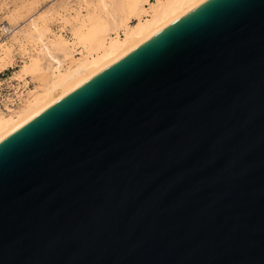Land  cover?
Segmentation results:
<instances>
[{
	"label": "water",
	"instance_id": "1",
	"mask_svg": "<svg viewBox=\"0 0 264 264\" xmlns=\"http://www.w3.org/2000/svg\"><path fill=\"white\" fill-rule=\"evenodd\" d=\"M0 264H264V0H209L0 142Z\"/></svg>",
	"mask_w": 264,
	"mask_h": 264
},
{
	"label": "bare ground",
	"instance_id": "2",
	"mask_svg": "<svg viewBox=\"0 0 264 264\" xmlns=\"http://www.w3.org/2000/svg\"><path fill=\"white\" fill-rule=\"evenodd\" d=\"M119 1L121 4H104L102 13L100 12L96 16L92 15L93 17L90 18L92 23L90 31L77 34L74 42L67 43L61 39L52 45L53 48L48 46L45 48L46 57L55 62L50 77L47 75L49 74L46 70L47 67H42L36 59L23 65L20 73L32 76V78L37 77V80L43 77L41 81L45 80L47 84L44 86L43 83L40 89L31 91L32 95L29 100H27L28 94L24 92V94H20L18 98L20 102L17 105L24 106L15 115L0 116V142L209 0ZM125 10L126 13H124ZM129 14L135 18L136 24H131L130 19L132 17L130 18ZM29 21L27 20L28 23H31L30 26L37 27L34 23L36 21L35 16L30 17ZM20 30L22 29L20 28ZM4 31L5 34L3 33L0 37V46L4 44L5 37L15 33L8 26H4ZM43 36L44 34L39 39H42ZM75 48H83L82 52L80 51L81 57H74L75 51L73 50ZM55 50L66 51L68 57H70L69 60H72L70 61V65H72L65 68L64 63L55 58L52 52ZM5 62L6 58L4 56L0 59V67ZM33 79L36 80V78Z\"/></svg>",
	"mask_w": 264,
	"mask_h": 264
},
{
	"label": "rangeland",
	"instance_id": "3",
	"mask_svg": "<svg viewBox=\"0 0 264 264\" xmlns=\"http://www.w3.org/2000/svg\"><path fill=\"white\" fill-rule=\"evenodd\" d=\"M106 3L121 4L119 0H0V37L3 35V26L15 31L5 37L4 44L0 46V59L6 58L0 67V116L15 115L24 106L16 105L20 94H28L29 100L31 91L40 89L43 83L44 86L47 84V81H41L43 77L40 80L33 77L35 80L32 76L20 73L23 65L36 59L42 67H47L50 77L55 62L46 57L45 48H53L52 45L61 39L67 43L74 42L77 34L88 33L92 24L90 18L102 13ZM32 16L36 19L35 28L28 23ZM129 17L132 15L129 14ZM130 21L132 25L137 23L134 17ZM42 33L44 36L39 39ZM82 50L75 48L74 57H81ZM52 52L55 58L64 63L65 68L72 65L66 51Z\"/></svg>",
	"mask_w": 264,
	"mask_h": 264
},
{
	"label": "built area",
	"instance_id": "4",
	"mask_svg": "<svg viewBox=\"0 0 264 264\" xmlns=\"http://www.w3.org/2000/svg\"><path fill=\"white\" fill-rule=\"evenodd\" d=\"M1 32L5 34V31H4V26L1 28ZM16 100H17V103H19V102H20L18 98H17ZM16 105H17V104H16Z\"/></svg>",
	"mask_w": 264,
	"mask_h": 264
}]
</instances>
